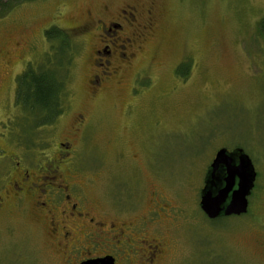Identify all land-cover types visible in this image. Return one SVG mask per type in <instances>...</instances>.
Here are the masks:
<instances>
[{
    "label": "rangeland",
    "instance_id": "374dc122",
    "mask_svg": "<svg viewBox=\"0 0 264 264\" xmlns=\"http://www.w3.org/2000/svg\"><path fill=\"white\" fill-rule=\"evenodd\" d=\"M132 1L23 4L0 19V62L14 58L21 43L37 72L53 65L48 56L61 43L46 33L67 38L70 116L89 119L74 142L77 180L98 208L137 225L135 239L169 243L158 264H264V0H156V30L144 54L120 86L91 100L93 54L78 28L89 11L101 15ZM57 49L49 60L63 70V47ZM40 127L22 131L27 158H38L40 140L64 133ZM222 148L243 149L257 180L245 216L211 221L200 192ZM0 264L62 262L31 212L0 224Z\"/></svg>",
    "mask_w": 264,
    "mask_h": 264
},
{
    "label": "flooded vegetation",
    "instance_id": "af4514ba",
    "mask_svg": "<svg viewBox=\"0 0 264 264\" xmlns=\"http://www.w3.org/2000/svg\"><path fill=\"white\" fill-rule=\"evenodd\" d=\"M156 6V0H135L106 6L101 15L87 13L86 24L78 30L89 35L94 58L86 84L89 99H99L113 84L120 86L124 73L134 69L154 36ZM26 47L18 44V54L0 62V224L16 213L26 217L32 212L46 227L62 264L105 257H112L115 264H158L169 243L135 239L137 225L98 208L78 182L74 142L84 138L89 119L83 113L70 116V96L59 101L62 113L40 127L64 135L40 140L38 158L26 157L22 131L29 116L20 96V81L31 69L22 53Z\"/></svg>",
    "mask_w": 264,
    "mask_h": 264
},
{
    "label": "water",
    "instance_id": "95a60500",
    "mask_svg": "<svg viewBox=\"0 0 264 264\" xmlns=\"http://www.w3.org/2000/svg\"><path fill=\"white\" fill-rule=\"evenodd\" d=\"M257 180V172L243 149L222 148L209 166L200 192V209L211 221L245 216ZM82 264H115L112 257Z\"/></svg>",
    "mask_w": 264,
    "mask_h": 264
},
{
    "label": "trees",
    "instance_id": "16d2710c",
    "mask_svg": "<svg viewBox=\"0 0 264 264\" xmlns=\"http://www.w3.org/2000/svg\"><path fill=\"white\" fill-rule=\"evenodd\" d=\"M34 1L38 0H0V19L4 18L19 6ZM260 30L261 34L264 35V22H262ZM46 35L56 38L57 40L60 39L61 43L60 45L57 44V47L51 48V56H48V65L49 62L53 63V65L43 67L37 72L30 69L20 81L21 100L28 113L27 115L29 116L28 119L23 121L25 127L23 129V136L26 131L32 133V125L35 124L36 128H39L45 120H50L53 117L60 115L63 109L61 110V108H59V101L64 103L66 99L64 93L66 86L65 82L67 80V71H69V68H66V65H68L70 61V56L68 57L67 51L70 52L71 47H69L66 41L67 38L64 35L60 38L58 32L55 30H49ZM60 46L61 48L63 47V60L62 63H58L56 58L55 62L60 64L63 67V70L62 68L55 67L56 65L54 62L49 60L54 54L58 55L57 48Z\"/></svg>",
    "mask_w": 264,
    "mask_h": 264
}]
</instances>
